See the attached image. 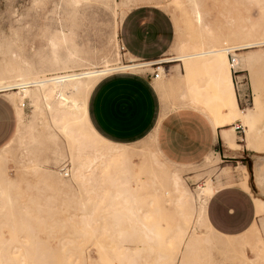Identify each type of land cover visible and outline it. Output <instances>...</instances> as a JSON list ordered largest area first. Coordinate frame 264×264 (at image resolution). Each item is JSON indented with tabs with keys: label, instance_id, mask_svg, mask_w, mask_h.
<instances>
[{
	"label": "rangeland",
	"instance_id": "1",
	"mask_svg": "<svg viewBox=\"0 0 264 264\" xmlns=\"http://www.w3.org/2000/svg\"><path fill=\"white\" fill-rule=\"evenodd\" d=\"M143 3L163 8L173 28L166 52L153 59L136 58L124 48H119L117 28L121 18L128 9ZM193 10L199 12L201 22L207 23L209 29H201ZM59 25L67 29L66 42L58 36ZM243 38L264 42V0H0V79L19 77L27 71H39L43 67L47 69L46 76L54 73L51 69L54 67L53 54L48 46L50 40L57 42L55 53L59 57L63 58L68 51H76L82 58L98 63L96 68H101L105 63L100 60L101 56H105L109 66H115L177 55L181 53L174 48L178 39L189 40L190 44L182 49L191 53L197 51L193 42L203 45L227 42L230 45ZM247 51L257 57L252 73L234 71L229 66L236 97L241 109L251 108L254 105V89L258 91L262 100L259 119L264 120V45L247 48ZM228 60L229 56L227 64ZM75 63L67 70L79 72L90 67L88 62ZM174 64H180L181 69L185 66L180 61H163L156 65H162L169 74ZM151 65L139 72L152 71L154 65ZM161 71L158 69L159 76L154 80L161 101V115L177 106L200 105L193 102L196 99L204 102L209 116L216 115L222 119L208 69H192L190 81L193 84L187 92L172 89ZM89 92L84 93L86 101ZM183 92L185 96L180 97ZM22 103L24 122L19 133L16 131L15 140L0 156V169H5L8 174L7 180L1 177L3 183L0 184L1 251L6 249L5 246L9 248L4 252L14 251L13 239L16 238L15 244L26 252L27 264H264V214L256 217L259 232L253 230L251 224L236 234L219 232L209 222L206 206L197 207L195 212L186 207L178 211L170 202L177 193L171 192L167 180L161 188L163 197L169 199L163 201V209L158 211V205L148 204L147 186L156 180L155 170L178 173L180 181L193 196L203 193L201 189L206 187L208 178L217 183L216 178L222 173L220 167L223 165L230 166L231 174L234 170L239 173L240 163H246L247 169L252 171L255 155L264 157V153L245 148L243 137L246 130L240 121L226 123L230 133L242 145L233 150L222 144L224 153H230L226 148L237 153L231 159L238 161L232 162L220 160L226 157H219L212 150L190 165L180 166L162 154L163 160L155 150V127L134 144L115 143L101 134L95 136L100 145L117 146L129 152L127 164L130 167L125 177L137 196L136 206L143 211L141 220L146 224L153 223L156 232L159 231L147 239L139 231V223L125 220L114 223L110 207L98 206L108 201L104 196V190L109 186L107 176L102 175L101 178L103 202H98L94 193L87 192L70 179V141L58 126L55 113L48 109L46 100L39 103L43 113L38 121H31L34 105L29 98L25 97ZM236 122L242 126L239 131L233 128ZM242 148L246 154L239 156L237 151ZM56 149L63 152L59 161L53 157ZM64 160L67 161L68 175L61 170ZM234 165L237 168L234 169ZM48 170L58 173L64 180L59 181ZM177 225L182 227L179 232ZM122 230L123 233L119 234ZM18 235L21 237L17 238ZM10 256L18 255L13 252Z\"/></svg>",
	"mask_w": 264,
	"mask_h": 264
},
{
	"label": "bare ground",
	"instance_id": "2",
	"mask_svg": "<svg viewBox=\"0 0 264 264\" xmlns=\"http://www.w3.org/2000/svg\"><path fill=\"white\" fill-rule=\"evenodd\" d=\"M193 14L200 22L201 29H209V25L207 23L201 22L198 11L193 10ZM59 26L60 27H58L57 30L58 36L63 40V42H66L67 29H64V26L62 25ZM25 30L30 29L26 28ZM189 44L190 42L187 39H178L174 44V48L176 49V51L178 50V52L180 51L181 53L171 57H161L158 60L147 62H131L121 65L109 66V61L107 63V60H105V56H101L100 60L105 63H102L103 65L101 66V68H96V65L98 63L95 64L90 60L82 58L76 51H68L67 54L65 53L66 55L63 58L61 56L59 57L55 53L58 46L57 42L55 40H50L48 46L53 54L52 60L54 62V67H52L51 69L54 70V73L51 72L52 74L50 76H46L45 71L47 69L45 70L43 69V67L42 70L38 69L39 71L35 69H33L34 71H27L24 74L19 75V77L11 76L6 80L0 79V91H4L5 94L9 96L10 100L13 101L15 107L18 118L17 132L19 133V129L24 122V112L22 108L24 104L22 103V100L25 97L29 98L30 102L34 105V108L31 110V121H38L41 119V115L43 113L39 103L41 100L45 99L48 105V109L55 113L58 126L70 141V147L68 151V155L71 160L70 179L79 184V187H83L87 192L94 193V198H97L98 202H103L101 201V198L106 195L108 201L105 203V205L104 203H102L98 206H107L108 208L110 207V209L113 211L114 223H118L121 220H125L128 223H139V231L141 233H144V236L147 239H150L153 234H158L157 232L159 231L156 232V228L153 223L146 224L145 222H143V220H141L143 217V211L141 207L136 206L137 196L133 193L130 182L125 177V174L129 172L130 167H128L127 164L129 152L117 146L100 145L97 141V138L95 137L99 133L92 126L88 117L87 101L83 98L84 93L88 90H91V88L99 78L114 71L127 70L139 72L144 70L146 66H149L152 63L156 62V64H158V62L162 63L163 61H180L184 62V68L181 69L179 67L180 64H174L169 74L165 72L162 65H158L157 68L159 70H162L161 72H163L164 74L163 78H168L169 86L172 89H184L185 92H187V88H190L193 84L190 81L192 69L198 67L206 68L210 71L209 79L212 80L214 86L213 92L215 91L214 96L217 103V110L220 114V118L222 119L220 120L216 115V117L209 116L206 111L207 106L203 105L204 102L200 103L199 100L194 99L193 102H197V104L199 103L200 105L193 104L191 106L202 111L209 118L213 125V128L215 129V131H217L218 136L229 148L237 149L241 148L242 146L235 139V136L230 133L229 126L226 125V123L229 121L234 122L235 120H238L242 123V126H245L246 133L243 137L245 148L256 153H264V120L259 119V115L262 111V100L260 99V94L254 89L255 98L253 107L241 109L238 105L234 87L235 85L229 67L231 66L234 71L247 70L252 73L255 62L257 61V57L253 53H248L247 48L262 46L264 45V42L250 41L247 38L240 39L236 44L230 45L227 42H224V44L208 43L204 45L193 42L192 44L197 47V51H192L191 53L187 52L188 50L185 51V49H182V47H187ZM229 53H231L233 56V61L231 62L232 65H230V62L229 64H227ZM76 61L88 62L90 67H87L85 70L79 72L75 70H67V68ZM182 96H185L184 92L181 93L180 97ZM189 103L191 104V102ZM162 117L163 114L161 115L160 113L158 120L154 126L155 130ZM15 136L5 146L0 148V156L1 153L5 152L7 150V147H9L15 140ZM155 150L163 158V160H165L157 146H155ZM53 152V157H57L56 161L62 159L63 152L61 151V149H56ZM254 161L256 168L259 169V167L264 163V157L255 155ZM221 171L222 173L228 172L229 168H222ZM17 172L18 170L16 171V173ZM249 172L250 171H248L245 167L242 174V180L236 183V185L240 186L251 195L256 217H258L264 214V197H260L253 193L248 182V177L250 176ZM48 173L53 174L59 181L64 180L56 172L48 170ZM155 173L156 180H154L147 186L148 191L146 192L148 196V204L151 205L154 203L158 205V211L163 209L162 203L163 201L167 200L163 197V192H161V188L165 186V180L169 182L168 185H170L171 187V192L177 193V196L173 200L170 199V202H173L177 210L180 212L182 211V207H186V209L190 208L192 212H195L197 207L200 209L204 208L206 206L207 199L217 188L214 185L213 180L211 178H208L206 187H202L201 189L203 193L200 192L201 194L197 193L196 196H193L189 192L188 188L180 181L181 179L179 178L178 173L176 174L175 172H163L161 170L160 172H158V170H155ZM66 175H68V171ZM102 175L107 176V179H109V186L106 190H104V196L100 193V190L103 191L101 187ZM1 177L7 180L8 174L6 173L5 169L4 171L0 169V184L3 183L1 182ZM144 186L143 188H145ZM261 188H263V186ZM164 193L169 194L168 191H164ZM261 193L264 196L263 189H261ZM14 200L15 199H13V201ZM256 219L251 223V227L256 232H259V226ZM132 228L133 230H136L135 226H132ZM176 229L179 232L182 230V227H180V225H177ZM121 233H123V230L122 232L119 231V234ZM20 237L19 235L17 236V238ZM15 241L16 238L13 239L14 245L12 247L15 248L14 251L12 250L4 252L9 248V246H5L7 241L4 242V246L6 247L4 251H1V249L3 248L0 246V264H27L25 262L26 252L21 251L19 249V246L15 244ZM13 252H15L18 256H10V254H12Z\"/></svg>",
	"mask_w": 264,
	"mask_h": 264
},
{
	"label": "crops",
	"instance_id": "3",
	"mask_svg": "<svg viewBox=\"0 0 264 264\" xmlns=\"http://www.w3.org/2000/svg\"><path fill=\"white\" fill-rule=\"evenodd\" d=\"M117 35L127 52L136 58L153 59L166 52L173 28L163 8L143 3L125 12ZM148 72L114 71L102 76L93 85L87 99L88 117L104 138L119 144H134L154 128L162 107L154 86L155 78ZM190 107L171 108L159 121L155 141L161 155L180 166L199 161L211 150L219 157H226L220 160L238 161L231 159L237 153L228 149L209 118L202 111ZM17 127L14 104L4 91H0V148L15 136ZM223 143L230 153L223 152ZM237 152L239 156L246 154L243 148ZM225 167L229 171L218 175L217 183H214L217 188L207 199L206 216L219 232L236 234L246 229L256 219V214L251 195L236 185L242 180L246 163H240L239 173L234 170L231 174L228 165L221 166L220 170ZM233 167L235 169L237 165ZM263 169L264 163L257 169L254 161V169H250L248 177V182L251 179L250 188L260 197H264L261 193V189L264 190Z\"/></svg>",
	"mask_w": 264,
	"mask_h": 264
},
{
	"label": "built area",
	"instance_id": "4",
	"mask_svg": "<svg viewBox=\"0 0 264 264\" xmlns=\"http://www.w3.org/2000/svg\"><path fill=\"white\" fill-rule=\"evenodd\" d=\"M119 48L122 50L123 49V45L121 43H119ZM229 60H230V65H232V61H233V56L229 53ZM154 66L152 67V71H149L148 74L152 77V78H156L158 76V66L156 65V63H152ZM234 130L239 131L241 130V125L236 122L234 123ZM63 165L61 166V170L63 171V174L66 175L67 174V161L64 160Z\"/></svg>",
	"mask_w": 264,
	"mask_h": 264
}]
</instances>
